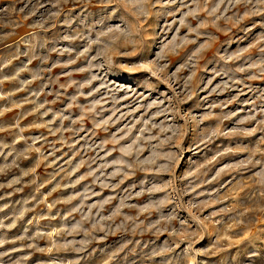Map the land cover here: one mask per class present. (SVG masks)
<instances>
[{"label": "rangeland", "instance_id": "obj_1", "mask_svg": "<svg viewBox=\"0 0 264 264\" xmlns=\"http://www.w3.org/2000/svg\"><path fill=\"white\" fill-rule=\"evenodd\" d=\"M0 264H264V0H0Z\"/></svg>", "mask_w": 264, "mask_h": 264}]
</instances>
